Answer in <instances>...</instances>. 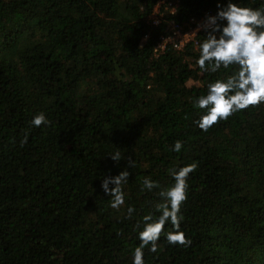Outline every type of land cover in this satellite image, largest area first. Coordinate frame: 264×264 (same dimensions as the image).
<instances>
[{"label":"trees","instance_id":"trees-1","mask_svg":"<svg viewBox=\"0 0 264 264\" xmlns=\"http://www.w3.org/2000/svg\"><path fill=\"white\" fill-rule=\"evenodd\" d=\"M160 1L0 0V264H132L136 222L163 202L144 178L165 188L168 169L192 163L180 226L191 243L162 233L145 264H264V103L203 131L193 101L233 69L198 68L205 30L155 51L171 18L226 0H173L175 14L162 4L153 25ZM39 112L50 124L31 125ZM126 167L125 205L113 209L101 180Z\"/></svg>","mask_w":264,"mask_h":264},{"label":"clouds","instance_id":"clouds-1","mask_svg":"<svg viewBox=\"0 0 264 264\" xmlns=\"http://www.w3.org/2000/svg\"><path fill=\"white\" fill-rule=\"evenodd\" d=\"M206 38L199 43V55L196 65L203 72L217 73L221 68L233 71L227 76L217 77L206 85V93L196 97L193 106L203 110L193 123L201 130L208 131L214 124L227 120L231 115L250 106L264 103V8L241 6L235 0H226L217 4L215 15H208L202 25ZM33 127L50 124L44 112H39L31 120ZM26 142V138L22 143ZM183 142L177 140L171 151L179 153ZM115 162L123 155L120 151L110 153ZM133 166V161L129 160ZM197 165L188 164L168 169L173 183L161 188L158 181L150 177L143 180L142 191L159 190L162 203L155 205V212L145 214L136 222L140 228L137 233L138 246L132 251V264H145V249L156 253L157 242L162 233L168 244L187 246L191 241L180 230L183 214L181 205L187 199L188 176ZM130 173L124 168L117 175H108L101 180L103 192L110 197V207L121 209L125 205L127 184ZM110 185H112L110 187ZM125 219H131L135 209L127 207ZM172 230L165 232V226Z\"/></svg>","mask_w":264,"mask_h":264},{"label":"built area","instance_id":"built-area-1","mask_svg":"<svg viewBox=\"0 0 264 264\" xmlns=\"http://www.w3.org/2000/svg\"><path fill=\"white\" fill-rule=\"evenodd\" d=\"M176 2L173 0H161L154 8V11L150 15V21L153 25L160 22L162 13L161 5L163 4L165 9L169 11L171 15L176 12ZM208 15H215L212 11H206L203 15L197 18H190L186 23H179L171 18L166 25L165 32L160 36L155 51L163 50L167 45H170L176 50H181L187 43L195 39L196 34L199 31H203L202 27L198 29V26L202 25Z\"/></svg>","mask_w":264,"mask_h":264}]
</instances>
